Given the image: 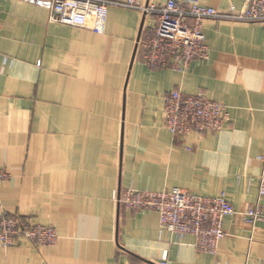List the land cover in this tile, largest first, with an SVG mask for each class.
<instances>
[{
	"label": "crops",
	"instance_id": "crops-1",
	"mask_svg": "<svg viewBox=\"0 0 264 264\" xmlns=\"http://www.w3.org/2000/svg\"><path fill=\"white\" fill-rule=\"evenodd\" d=\"M198 1L226 14L245 2ZM151 22L110 6L97 34L0 0V170L9 175L0 181V216L58 235L52 246L25 238L0 245V264H264V23L206 19L208 58L178 72L133 57ZM172 90L226 106L224 127L172 136L162 99ZM126 188L224 192L235 211L259 205L263 218L226 217L212 255L190 235L160 233L155 211L118 206L114 193Z\"/></svg>",
	"mask_w": 264,
	"mask_h": 264
},
{
	"label": "built area",
	"instance_id": "built-area-1",
	"mask_svg": "<svg viewBox=\"0 0 264 264\" xmlns=\"http://www.w3.org/2000/svg\"><path fill=\"white\" fill-rule=\"evenodd\" d=\"M48 11L52 22L83 27L94 33L104 32L110 6L135 9L152 18L141 29L134 57L152 68L185 72L195 60L208 58V45L203 30L206 19L239 20L264 23V0H245L237 13L226 14L198 0H15ZM163 124L175 137L191 133L204 134L221 130L228 120L226 106L203 93L186 95L172 90L162 96ZM258 195L264 197V155L259 157ZM8 174L0 170V181ZM118 206L127 211L153 210L158 214L160 233L168 231L182 239L193 237L198 251L215 255L224 237L223 222L234 214L253 224L263 218L259 205L237 212L224 192L215 196L196 195L179 188L162 191L126 188L114 193ZM21 238L35 245L52 246L58 235L51 225L31 223L16 214L0 216V245L11 247ZM160 264H165L164 262Z\"/></svg>",
	"mask_w": 264,
	"mask_h": 264
},
{
	"label": "water",
	"instance_id": "water-1",
	"mask_svg": "<svg viewBox=\"0 0 264 264\" xmlns=\"http://www.w3.org/2000/svg\"><path fill=\"white\" fill-rule=\"evenodd\" d=\"M134 54H135V50H134ZM134 54H133V57H134Z\"/></svg>",
	"mask_w": 264,
	"mask_h": 264
}]
</instances>
